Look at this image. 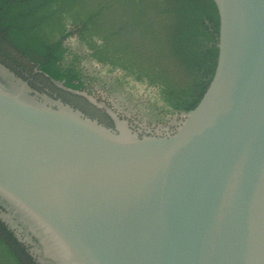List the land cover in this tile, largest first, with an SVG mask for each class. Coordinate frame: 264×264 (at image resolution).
<instances>
[{
  "label": "water",
  "instance_id": "obj_1",
  "mask_svg": "<svg viewBox=\"0 0 264 264\" xmlns=\"http://www.w3.org/2000/svg\"><path fill=\"white\" fill-rule=\"evenodd\" d=\"M213 1L214 72L171 131L0 64V222L37 264H264V0Z\"/></svg>",
  "mask_w": 264,
  "mask_h": 264
},
{
  "label": "trees",
  "instance_id": "obj_2",
  "mask_svg": "<svg viewBox=\"0 0 264 264\" xmlns=\"http://www.w3.org/2000/svg\"><path fill=\"white\" fill-rule=\"evenodd\" d=\"M75 34L85 54L63 44ZM213 0H0V60L84 90L90 58L156 89L160 111L186 112L202 96L217 59ZM36 69V71H35ZM0 264H37L0 222Z\"/></svg>",
  "mask_w": 264,
  "mask_h": 264
},
{
  "label": "rangeland",
  "instance_id": "obj_3",
  "mask_svg": "<svg viewBox=\"0 0 264 264\" xmlns=\"http://www.w3.org/2000/svg\"><path fill=\"white\" fill-rule=\"evenodd\" d=\"M67 43L70 50L86 51V48L81 42L79 43L76 37H71L67 40ZM82 65L96 79L93 83L88 84L80 94L67 91V89L57 83H52V81L46 79L43 75L37 76L31 83L36 85L41 84L38 86L51 90L73 104L84 103L83 97L85 96L100 106L105 105L116 112L121 119L126 120L131 128L142 133L171 131L182 120L184 112L160 111L155 88L148 86L144 82L135 80H128L126 83L118 85L117 80L121 77L119 70H109L106 66L90 58L85 59ZM13 71L17 73L15 70ZM86 109L91 114H96L97 112V110L91 107H87Z\"/></svg>",
  "mask_w": 264,
  "mask_h": 264
},
{
  "label": "flooded vegetation",
  "instance_id": "obj_4",
  "mask_svg": "<svg viewBox=\"0 0 264 264\" xmlns=\"http://www.w3.org/2000/svg\"><path fill=\"white\" fill-rule=\"evenodd\" d=\"M71 37H76L77 39H78V37L75 35V34H71V35H68V36H66V38L65 39H63V44L64 45H67L68 47H69V44L67 43V40H69ZM79 40V39H78ZM79 43H80V41H79ZM69 49H70V47H69ZM74 49V48H73ZM75 51H77L78 53H79V51L77 50V49H74ZM85 52L86 51H84V52H80V53H82V54H85ZM85 59H87V57H84V58H82V60H81V64L83 63V61L85 60ZM0 64L1 65H4L6 68H8L11 72L13 71L12 70V64L11 65H7V64H5L4 62H2L1 60H0ZM35 71H36V69H35ZM15 74H17L18 75V73H15ZM32 75H28V78H26V80L32 85V87L33 88H35V89H37V90H39V91H41V92H46V93H48L49 95H51V96H53V97H55V98H61L63 101H65V102H68V101H66L65 99H63L61 96H58L57 94H55L54 92H52L51 90H49V89H47V88H45V87H40V86H38V85H41V84H38V85H36V84H32L31 82H33L32 80L34 79V78H37V74H34V73H31ZM20 76V75H19ZM22 77V76H21ZM39 77V76H38ZM46 77L50 80V81H52V83H55L54 82V80H58V79H54V78H52V77H49L48 75H46ZM23 78V77H22ZM25 79V78H24ZM59 81H61L62 82V80H59ZM63 83V82H62ZM66 89V88H65ZM72 89H74V88H72ZM76 90H78V89H76ZM67 91H68V89H67ZM70 91V90H69ZM79 92H74V91H71L72 93H76V94H80L81 92H82V90H78ZM83 99H84V103H77V104H73V103H70V102H68L69 104H71L72 106H74V107H77V108H79V109H81L85 114H87V115H90V116H93V117H95V118H97L99 121H101V122H103V123H105V124H107V125H110V126H114V120H113V117H112V115L110 114V112H108V110H107V108L106 107H104V106H100L99 104H96L95 102H93V101H91V100H89L88 98H86L85 96L83 97ZM87 107H91V108H93V109H95V110H97V112H96V114H91L90 112H87ZM89 111V110H88Z\"/></svg>",
  "mask_w": 264,
  "mask_h": 264
}]
</instances>
